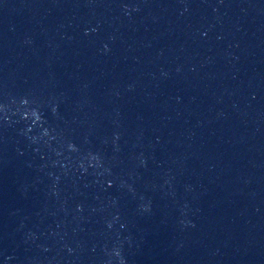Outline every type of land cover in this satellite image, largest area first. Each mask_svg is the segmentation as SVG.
Listing matches in <instances>:
<instances>
[{
	"label": "water",
	"instance_id": "water-1",
	"mask_svg": "<svg viewBox=\"0 0 264 264\" xmlns=\"http://www.w3.org/2000/svg\"><path fill=\"white\" fill-rule=\"evenodd\" d=\"M0 264H264V0H0Z\"/></svg>",
	"mask_w": 264,
	"mask_h": 264
}]
</instances>
